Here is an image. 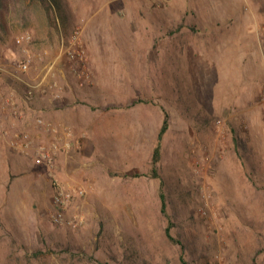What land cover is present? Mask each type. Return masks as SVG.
Wrapping results in <instances>:
<instances>
[{
  "label": "rangeland",
  "instance_id": "374dc122",
  "mask_svg": "<svg viewBox=\"0 0 264 264\" xmlns=\"http://www.w3.org/2000/svg\"><path fill=\"white\" fill-rule=\"evenodd\" d=\"M76 29L91 83L49 74L27 105L12 69L28 61L18 76L36 84ZM0 67L6 130L30 134L3 102L22 122L20 97L56 107L66 90L97 137L67 172L60 152L52 169L28 156L34 195L0 196V264H264V0H0ZM7 172L0 160V188Z\"/></svg>",
  "mask_w": 264,
  "mask_h": 264
},
{
  "label": "crops",
  "instance_id": "0c3cea01",
  "mask_svg": "<svg viewBox=\"0 0 264 264\" xmlns=\"http://www.w3.org/2000/svg\"><path fill=\"white\" fill-rule=\"evenodd\" d=\"M67 81L71 82L70 78L65 80V82ZM20 98L21 105L23 106L20 110L23 113L24 119L22 122L17 119H10L8 124L12 125V128H23V130L29 131L35 143L47 144L52 141H60V143L58 142L60 144V154L57 158L58 169L60 171H69V164L71 161H74V157L77 156L80 158L81 155H88L86 151H89L88 148L92 147L97 137L95 138V134L91 130L90 125L86 122L85 115L79 110L71 107L72 95L65 90L62 100L63 103L59 106L56 105V107L55 105L50 106V102L45 99L35 103L34 106L32 104V107H27V103L25 104L22 97ZM30 104L28 103L27 105ZM36 117L43 118L44 121L50 125L52 130L36 126L34 124ZM65 126L70 127L71 130ZM63 129L70 131L72 136L67 138L64 135ZM54 133H57V135ZM65 143H69L68 148H64ZM87 146L88 148L86 149ZM28 156L32 158L30 155L18 151L14 152L10 150L0 152V160L4 162V165L6 164L8 171L3 182H1L0 196H11L15 198L17 202L22 203L34 195V188H31L27 184L30 174V158ZM21 209L17 211L20 212ZM26 211H28L27 208Z\"/></svg>",
  "mask_w": 264,
  "mask_h": 264
},
{
  "label": "built area",
  "instance_id": "2783aa9c",
  "mask_svg": "<svg viewBox=\"0 0 264 264\" xmlns=\"http://www.w3.org/2000/svg\"><path fill=\"white\" fill-rule=\"evenodd\" d=\"M79 29H76L71 35L69 41L66 44H61L59 48V53L55 60L44 66L43 74L38 78L36 84H24V82L19 78L18 74L27 72L29 68V62H22L16 65L12 69L10 76L16 81L21 82L25 86L24 91V101H30L35 92L40 91L44 85L45 80L48 75L61 74V70H66L78 81L79 85L82 84L89 85L91 83V74L87 67V61L84 56V50L82 44L80 43ZM28 41L29 37L23 35L17 38L16 43L20 44L22 41ZM5 71L0 67V72ZM57 83L54 84L56 86ZM43 87V88H44ZM62 88L58 85L56 86V91L53 94V100L58 101L61 96ZM12 96V95H11ZM1 100V94H0ZM3 105L7 106L10 116L14 119L18 117V108L14 102L11 100H6ZM35 125L40 128H47L52 130L50 125H48L44 120L38 118L35 121ZM64 135L70 138L72 134L67 129H63ZM4 143L8 148L13 151L22 152L26 155H30L37 163L43 165L47 169H52L55 166V161L59 153V145L52 141L50 143H35L33 138L26 131H8L4 128L2 119L0 118V143ZM69 143H65L64 148H68ZM83 192L80 191L79 195ZM68 201L67 195L64 191L57 185L54 186V191L51 198L52 210L48 214V218L53 224H62L64 222V209Z\"/></svg>",
  "mask_w": 264,
  "mask_h": 264
},
{
  "label": "trees",
  "instance_id": "16d2710c",
  "mask_svg": "<svg viewBox=\"0 0 264 264\" xmlns=\"http://www.w3.org/2000/svg\"><path fill=\"white\" fill-rule=\"evenodd\" d=\"M37 1H44V0H37ZM168 128H169V114L164 111L162 123H161L160 129H159L157 137H156V145H155L153 152H152V155H151V176H152V178H158L156 165L160 159V142L162 141V138H163L164 134L166 133V131L168 130ZM233 141L234 142L238 141L236 136L233 137ZM159 199H160V203H161L160 210L166 216L165 198H164V195L161 193V191L159 193ZM164 233H165L167 240H169L170 242H174V240L170 234L169 227L165 228ZM181 262H182V264H185L182 259H181ZM252 264H256L254 259L252 260Z\"/></svg>",
  "mask_w": 264,
  "mask_h": 264
}]
</instances>
